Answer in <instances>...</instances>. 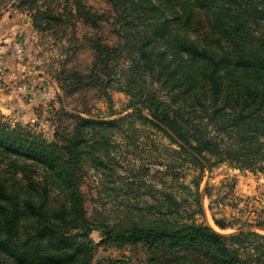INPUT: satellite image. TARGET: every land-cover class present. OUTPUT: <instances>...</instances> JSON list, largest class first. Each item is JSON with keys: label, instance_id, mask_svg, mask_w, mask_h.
I'll list each match as a JSON object with an SVG mask.
<instances>
[{"label": "trees", "instance_id": "obj_1", "mask_svg": "<svg viewBox=\"0 0 264 264\" xmlns=\"http://www.w3.org/2000/svg\"><path fill=\"white\" fill-rule=\"evenodd\" d=\"M9 1L70 56L51 75L64 98L49 137L0 114V264H93L94 231L103 245L147 248V264H264V234L254 231L264 232V216L220 234L153 184L144 185L148 218L111 225L88 216L82 192L87 166L108 168L116 135L137 126L176 147L154 160L160 180L177 181L175 161L200 174L227 164L264 176V0ZM82 50L90 64L68 67ZM112 91L129 113L105 120L65 104L84 92L108 102ZM199 184L189 195L203 220Z\"/></svg>", "mask_w": 264, "mask_h": 264}, {"label": "rangeland", "instance_id": "obj_2", "mask_svg": "<svg viewBox=\"0 0 264 264\" xmlns=\"http://www.w3.org/2000/svg\"><path fill=\"white\" fill-rule=\"evenodd\" d=\"M88 3L94 8H105L103 0H88ZM9 4V0L0 1V114L11 124L28 125L49 137L56 112L61 109L60 99L64 98L51 75L70 53L66 54L64 46L53 36L35 32L28 15L10 8ZM90 61L89 52L82 50L68 67L82 70ZM109 98L107 102L94 92L76 93L65 96V104L68 110L75 105L80 109L86 107L87 116L105 120L129 113L125 94L112 91ZM137 127L142 129L137 135L128 132L123 137L121 133L116 135L115 158L108 168L87 166L82 192L88 216L111 225L125 222V218L145 220L149 217L147 206L152 200L144 185L153 184L159 191L171 190L178 198H185V214L192 215L197 223L205 222L220 234L234 233V228L239 225L252 224L264 216L263 175L239 171L227 164L216 165L200 174L190 166L183 171L180 161H175L172 165L179 176L177 181L160 180V176L153 177L152 174L164 169L154 160L157 158L162 162L163 147H176L169 145L155 130ZM144 170H149V174L145 175ZM198 177L197 192L201 198L203 220L196 214V204L189 195V191L195 192L193 181ZM213 220H222L229 227L219 230ZM254 231L264 234L260 230ZM90 238L96 245L93 264H147L149 254L141 245H103L97 231L92 232Z\"/></svg>", "mask_w": 264, "mask_h": 264}]
</instances>
